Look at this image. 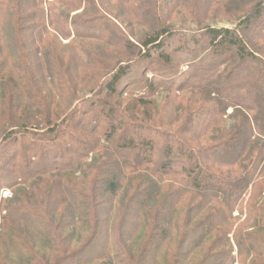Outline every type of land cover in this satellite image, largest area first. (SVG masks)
I'll list each match as a JSON object with an SVG mask.
<instances>
[{
    "label": "trees",
    "instance_id": "obj_1",
    "mask_svg": "<svg viewBox=\"0 0 264 264\" xmlns=\"http://www.w3.org/2000/svg\"><path fill=\"white\" fill-rule=\"evenodd\" d=\"M54 1L66 7V18L82 12L69 23L55 13L53 5L47 14L43 0H0V50L11 74L3 73L1 68L0 114L5 110L9 117L0 121V171L10 180H0V190L9 187L14 193V198L4 202L8 212L0 226V236L5 238L9 253H17L28 264H40L43 257L51 264H234L233 250L226 246V225L238 210L246 214L248 224L255 223L253 229L240 228L234 233L238 262L264 264V187L258 188V199L251 197L243 207L250 188L253 191L255 187L253 182L264 173V49H256L243 31L252 34L254 29L264 30V0H254L238 28L205 24L202 35L185 33L180 40L174 27L159 16L154 25H148L152 34L129 55L124 51L128 52L127 47L134 43L99 8L97 0ZM117 1L133 25L141 23V8L147 15L153 9L154 14L161 13L160 0ZM181 2L175 0L172 4L177 9L183 7ZM49 19L65 40L71 36L99 40L120 52L104 61L69 43L72 65L95 72L97 90L84 105L89 127L84 128L74 116L77 109L64 119L63 125H57L58 113L51 108L38 121L51 129L25 142L17 135L26 131L29 121H36L28 118L30 110L47 109L45 99L36 91L37 85H48L52 94L60 97L67 96L69 88L75 96L85 88L80 74L74 80L66 79L61 68L66 66L67 57L46 55L39 46L45 42ZM16 50L20 56H16ZM34 56L36 63L32 61ZM183 66L188 67L186 72ZM34 69L40 73L39 81L28 75ZM148 73L153 74L151 80L146 78ZM134 77L138 83L131 81ZM138 87L145 91L143 96L132 102L133 111L123 110L125 93ZM159 89H198L216 96L211 95L200 112L187 110L184 132L167 131L137 122L138 116L150 114L149 103ZM21 96L28 105L17 102ZM229 108L241 119L220 144L201 149L189 142L195 139L196 128L201 133L198 139L222 128ZM95 118L105 119V126L95 131L110 143L115 156L108 159L105 151L102 159L92 158L95 164L86 168L91 176L83 180L85 185L53 176L46 167L56 165L52 158L59 150L64 151L58 154L60 162L72 158L76 163L73 167L91 156L95 149L84 144L76 133L88 132ZM68 145L73 149H67ZM10 147L16 150L8 154ZM66 151H70L69 156ZM54 167L59 172L66 169L61 163ZM146 167L153 169L154 179L142 174ZM237 167L241 170L238 175L235 171L229 173L230 177L222 173ZM14 218L30 229L32 234L26 228L23 232L31 240L44 241L47 251L59 257L46 254L34 242L35 249L22 247L17 231L20 226L15 227ZM57 219L67 221L64 242L53 225ZM77 228L90 231V237ZM212 237L204 256L187 261L197 251L202 252ZM74 238L78 245H73ZM220 247L224 250L219 251Z\"/></svg>",
    "mask_w": 264,
    "mask_h": 264
},
{
    "label": "rangeland",
    "instance_id": "obj_2",
    "mask_svg": "<svg viewBox=\"0 0 264 264\" xmlns=\"http://www.w3.org/2000/svg\"><path fill=\"white\" fill-rule=\"evenodd\" d=\"M100 3L99 8L103 11H106V14L108 18H111L114 20L117 25L122 29L124 32V36L129 37L131 42L134 43L133 47L128 46V52L127 50L124 51V54H130L135 50L134 47H141L142 42L144 41V38L147 35L152 34V29L148 26L154 25L159 16L166 21V24L169 23L171 26L174 27L175 29V35L177 39L180 40V38H183L185 33H191L194 36H199V34H203L205 32L204 25H210L213 27L217 28H230V29H235L238 28L240 25V21L244 19L246 16L245 12L249 11L251 9V5H254V0H182V5L183 7H179L177 9L174 8L172 1L175 0H160V9L161 13H155L154 14V9L151 11V13H146L144 11V8L141 10H138V15L139 18L141 19V23L138 25H133L132 21L127 17L125 11L122 8V5L117 1V0H97ZM144 1V0H143ZM142 1V2H143ZM104 2V3H102ZM171 2V3H170ZM104 4V5H103ZM134 4L139 5V2H136ZM51 5H53V9H55V13L58 16H62L63 20L66 19V21H75L74 18H78L80 16L82 10L76 11L71 14L70 17L66 18L65 13H66V7L56 3L54 0H43V8L46 10L47 14L50 13V8ZM55 7V8H54ZM106 7V9H105ZM188 9V10H187ZM108 10V11H107ZM77 16V17H76ZM154 18V19H153ZM155 20V22H154ZM48 25L47 27V32L44 36L45 42L44 43H39V46L43 50V53L45 54H50L52 57L56 58H63L67 57L68 62L65 67H62L61 70L64 72V75L66 76V79H71L74 80L76 76L79 74L83 77L84 83L81 85L82 87H85L83 91H80L79 93H76L73 95L71 92L70 88L67 90L69 93L65 97H60L58 94H52L50 88L48 85H44L43 83H40L39 85L36 86V91H40L42 100L45 99L44 103L47 107L45 111H39L36 112L35 109L30 110L31 113L28 114V118L36 120L35 122L29 121V125L26 128V131H23V133H19L17 136L20 138V140L25 139V142L28 141H33V139H38L39 135H44L45 132H48L51 128L49 126L44 125L42 122H38L41 120L42 116L47 114V110L53 109L55 110L56 113H58V118L56 119L55 122H57V125H63L64 119H66L70 114H73L75 109L78 111L76 113L77 119L79 121H82L84 124V128L89 127L88 120L85 117V103L86 100H90L91 97H93V93L95 90H97V87H95L96 84V79L93 77L95 72H92V70H88V72L84 70H79L76 64L74 63L72 65L71 61L73 60V53L71 52L70 45L69 43L75 45L87 55H93L97 57L98 59H102L104 61H109L112 57L111 55H117L118 52H120L117 49L110 48V46L100 42L99 40H83V39H78L75 38L76 36H71L70 39L65 40L62 37V34L58 31L57 27H53L50 25V19L48 22H46ZM203 23V24H202ZM243 31V29H242ZM245 38L250 41L255 43L256 49L257 48H263L264 49V30L260 31L259 29H254V32L251 34L247 33L245 30L243 31ZM201 34V35H202ZM191 35V36H192ZM199 39L201 37H198ZM30 40L33 38L29 37ZM38 39V38H36ZM35 44V43H34ZM32 44V46L34 45ZM192 42L190 47H192ZM47 46V47H46ZM259 50V49H258ZM260 51V50H259ZM33 52V51H32ZM168 53H170L168 51ZM16 56H20L19 52L16 50ZM62 56V57H61ZM204 56L201 57L200 62L203 61ZM33 62H38L36 56L32 58ZM152 68H155L154 65L151 66ZM2 68V72H7L9 65L7 62L4 60V55L2 54V51L0 50V71ZM202 68V67H201ZM78 69V70H76ZM188 70L187 66L182 67V71L186 72ZM138 71V69H136ZM10 76V72H7ZM38 74V69H34L31 71H28L29 77L32 79L40 77ZM136 74V72L134 73ZM133 74V75H134ZM9 76V78H10ZM146 78H149L150 80L153 78L152 73H148L146 75ZM30 79V81H31ZM34 79V80H35ZM39 81V80H38ZM133 82H137L136 78H132ZM12 82V80H11ZM138 83V82H137ZM7 91H11L8 89ZM6 91V92H7ZM159 92L157 93L156 97L151 98V102L149 104L151 105V112L150 114H143L142 116H138L139 119L137 122L140 123H146L150 126H157L158 128H163L164 130L167 131H180L184 132L185 129V122L188 117L187 110L189 109L190 111H201L203 109V106H206V102L208 101V98L212 97L215 98L216 94H211V92L208 91H203V90H194V89H187L185 91H179V92H172L164 89H159ZM49 92V94L47 93ZM145 91H142V88L140 89L138 87V90L135 91H129L126 92L124 97L122 98L123 110L128 111L132 110L130 105L132 104L133 101L136 99H139L143 96ZM46 93V94H45ZM2 99L5 95V91L1 94ZM36 97V95L34 96ZM26 98L24 96H21L20 99L17 100L18 103H22L23 106L28 105L26 102ZM216 106V103L214 104ZM139 107V106H138ZM208 107V105H207ZM206 108V107H205ZM139 110V109H138ZM15 111V110H14ZM133 111V110H132ZM233 109L229 108L226 111V123L224 126L220 129H217L216 131H212L210 134H208L205 138L198 139L199 130L196 128L193 133H195V139L189 141L191 142L195 147L197 148H210L217 146L222 142V139H225L226 133L230 132L231 130H234L235 127L238 125L239 121L241 119V116L239 114H233ZM16 112V111H15ZM42 112V113H41ZM141 112V111H140ZM19 113V112H17ZM142 113V112H141ZM253 114V113H252ZM127 115H132L128 114ZM141 115V114H140ZM9 114L3 110L2 114H0V121L7 119L8 120ZM137 117V118H138ZM199 121L201 120V116L198 119ZM44 121V120H43ZM198 121V122H199ZM32 122V123H31ZM37 122V123H36ZM86 122V123H84ZM91 122V121H90ZM105 119L101 118L100 120H95L91 123L92 125V130L91 128L89 129L88 132L85 134L79 135L77 132L76 135L80 137V139L83 141L84 144H89L91 149L94 150L91 154V156L86 159L79 161V166L78 167H73V164L75 165V161H72L71 159L68 158V160L63 161L64 163L60 162L62 161L61 156H58V154L63 155L62 150H59L58 154L52 158L53 164L55 163L56 165L61 163V166H63L64 170L62 171H54V166L49 164L46 168L48 169V172H53V176L55 177H60L63 179H71L75 180L74 182L78 183V181H82L83 185L87 184L88 176L91 174V171H87L86 168H90L95 164V161H92V158L96 159H102L103 156H105V151L108 154V159L111 157H114V152L110 148V143L102 138V135H100L98 132L95 131V129H98L100 126L103 128L105 126ZM88 124V125H87ZM66 126L63 128V133H65ZM17 130V128H16ZM87 131V130H86ZM258 139V138H257ZM263 140H258L260 143ZM3 143V139L0 137V144ZM21 146L19 147V149ZM17 149V150H19ZM67 149L72 150L73 147L71 145H68ZM12 150H16L12 147H10L6 152L8 154L12 153ZM1 151V150H0ZM109 151V152H108ZM70 151H66V155L69 156ZM64 153V154H65ZM3 156L0 152V157ZM51 163V162H50ZM11 165H14V162L11 163ZM9 164V167L13 169V166ZM149 167L144 168L142 171L143 175H149L151 179H154V172L153 169L149 170ZM56 169V168H55ZM51 170V171H50ZM228 170V169H227ZM224 169L222 173L226 176H229L230 172H240V168H233V170L227 171ZM150 171V172H149ZM51 172V173H52ZM141 173V172H140ZM152 173V174H151ZM235 174V173H234ZM7 174L0 171V180L3 181H8L10 180L9 176H6ZM91 176V175H90ZM154 177V178H153ZM230 177V176H229ZM236 177V175H235ZM238 177V176H237ZM92 178V177H91ZM255 187H252L249 190V194L245 197L244 199V204L243 207L245 208L250 201V198H255V195L258 192V188L260 186L264 187V173L262 174L261 178L258 179L257 181H254ZM28 192V191H25ZM12 198H14V193L12 189L9 187H5L2 190H0V226L3 222V218L7 216L8 212V204L4 203L5 201H9ZM258 198H255V200ZM248 214V213H247ZM16 223L14 224L15 227L20 226L17 231H18V238L20 241L19 243L21 244L22 247H25L26 245L28 248L35 249V245L37 247L43 248V252L46 254L48 253L49 255H54L50 252L47 251V246L44 241H41L40 239H30L28 235L23 232L26 228V230L29 231L30 234L32 232L28 227H26L25 224L19 223V220L17 218H14ZM51 221V219H50ZM67 221L65 220H59L54 221L53 225H55V229L59 234V237L64 242L63 239V232L66 229L65 225ZM246 222V214H241L240 211L236 210L234 212L233 220L230 224L226 225V228L229 229L228 232V242L226 243V246L228 248H231L233 250V255L235 257V263L234 264H240L238 262V246L236 245L234 241V233H237L240 228H246V229H253L255 227L254 221H249V224ZM18 224V225H17ZM65 225V226H64ZM70 226V224H69ZM63 227V228H62ZM77 231L84 232L86 233V238L90 237V231H86L83 228H77ZM68 232V231H67ZM31 238H34L31 236ZM214 240V237L210 238L209 241L204 244L203 251H197L194 253L195 255H192L187 259V261H194V259H198L199 256H204L203 253H206L208 249L210 248V245L212 244ZM35 245H34V243ZM62 242V243H63ZM73 245H78L77 241H75V238L72 239ZM0 264H28L25 260L21 259L17 253L15 255H11L8 250V245L5 242V238L0 236ZM136 243H131L133 246H137ZM63 245V244H62ZM215 250V249H214ZM213 250V251H214ZM219 251L224 250V247H220L218 249ZM217 250V251H218ZM20 251L22 252V248H20ZM199 255V256H197ZM59 255H54L53 257H56ZM43 257V256H42ZM196 257V258H195ZM52 262V258H51ZM40 264H51L50 260L49 263H47V259L45 257L42 258Z\"/></svg>",
    "mask_w": 264,
    "mask_h": 264
}]
</instances>
